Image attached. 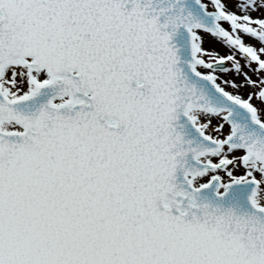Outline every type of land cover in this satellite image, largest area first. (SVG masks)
I'll return each mask as SVG.
<instances>
[{"label": "snow or ice", "instance_id": "obj_1", "mask_svg": "<svg viewBox=\"0 0 264 264\" xmlns=\"http://www.w3.org/2000/svg\"><path fill=\"white\" fill-rule=\"evenodd\" d=\"M0 264H264V0H0Z\"/></svg>", "mask_w": 264, "mask_h": 264}]
</instances>
